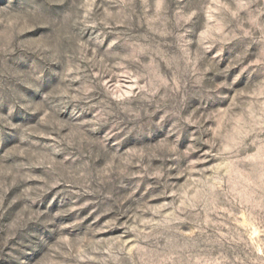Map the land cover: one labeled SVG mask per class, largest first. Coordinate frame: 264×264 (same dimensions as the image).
<instances>
[{
  "label": "rangeland",
  "instance_id": "1",
  "mask_svg": "<svg viewBox=\"0 0 264 264\" xmlns=\"http://www.w3.org/2000/svg\"><path fill=\"white\" fill-rule=\"evenodd\" d=\"M0 264H264V0H0Z\"/></svg>",
  "mask_w": 264,
  "mask_h": 264
}]
</instances>
